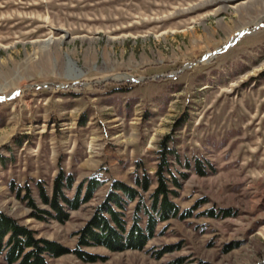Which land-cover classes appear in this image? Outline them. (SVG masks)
<instances>
[{
    "label": "rangeland",
    "instance_id": "1",
    "mask_svg": "<svg viewBox=\"0 0 264 264\" xmlns=\"http://www.w3.org/2000/svg\"><path fill=\"white\" fill-rule=\"evenodd\" d=\"M164 142L182 161L178 215L142 249L81 259L112 182L155 177ZM60 170L70 196L103 184L41 220L39 185L51 193ZM0 210L71 251L49 264H264V0H0Z\"/></svg>",
    "mask_w": 264,
    "mask_h": 264
},
{
    "label": "trees",
    "instance_id": "2",
    "mask_svg": "<svg viewBox=\"0 0 264 264\" xmlns=\"http://www.w3.org/2000/svg\"><path fill=\"white\" fill-rule=\"evenodd\" d=\"M161 162L155 177L144 173H137L134 184L122 180H114L104 202L98 206L88 224L81 230L77 248L73 251L81 259L96 261L95 256L82 249L92 245H105L113 250L142 249L154 235L159 221H166L179 213V207L173 201L177 195L172 186L181 187L180 182L170 169L173 162H182L175 148H169L163 143L160 151ZM186 166H191L186 161ZM183 177L187 173H182ZM75 175L60 170L53 181L52 192L49 193L39 185L43 203L53 212L41 210L44 215L38 218L45 220L46 216L55 214L56 218L64 221L67 218V209H76L84 202L89 201L103 184L100 177L93 175L82 181L76 188L73 196L69 195L75 184ZM157 187L151 196L149 205L144 203L142 191L147 192L155 183ZM136 202L132 225L127 228L126 211L132 202ZM33 208H37L31 200ZM230 211L225 209V216ZM143 217H147L146 225L142 226ZM7 238V239H6ZM71 252L60 243L48 239L37 238L35 231L21 225L15 218L0 210V254L7 264H49L47 254L59 256Z\"/></svg>",
    "mask_w": 264,
    "mask_h": 264
},
{
    "label": "bare ground",
    "instance_id": "3",
    "mask_svg": "<svg viewBox=\"0 0 264 264\" xmlns=\"http://www.w3.org/2000/svg\"><path fill=\"white\" fill-rule=\"evenodd\" d=\"M69 63H70V66L72 67V70L76 73V74H75V77L78 76V75H79V72H78V70H77L78 67H77L76 63H74V62L71 61V60H70Z\"/></svg>",
    "mask_w": 264,
    "mask_h": 264
}]
</instances>
